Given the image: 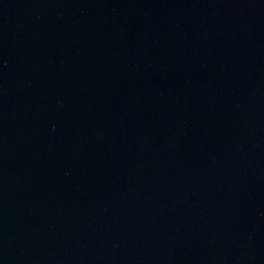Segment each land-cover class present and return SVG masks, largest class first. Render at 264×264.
<instances>
[{
  "label": "water",
  "instance_id": "95a60500",
  "mask_svg": "<svg viewBox=\"0 0 264 264\" xmlns=\"http://www.w3.org/2000/svg\"><path fill=\"white\" fill-rule=\"evenodd\" d=\"M0 264H264V0H0Z\"/></svg>",
  "mask_w": 264,
  "mask_h": 264
}]
</instances>
